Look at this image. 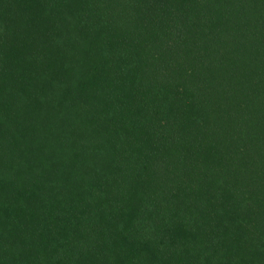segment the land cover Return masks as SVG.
<instances>
[{
	"label": "trees",
	"instance_id": "16d2710c",
	"mask_svg": "<svg viewBox=\"0 0 264 264\" xmlns=\"http://www.w3.org/2000/svg\"><path fill=\"white\" fill-rule=\"evenodd\" d=\"M0 264H264V0H0Z\"/></svg>",
	"mask_w": 264,
	"mask_h": 264
}]
</instances>
